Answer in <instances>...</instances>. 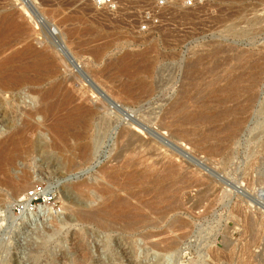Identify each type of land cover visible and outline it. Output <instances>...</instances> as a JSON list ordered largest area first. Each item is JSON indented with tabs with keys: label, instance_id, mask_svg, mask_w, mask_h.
Masks as SVG:
<instances>
[{
	"label": "rangeland",
	"instance_id": "rangeland-1",
	"mask_svg": "<svg viewBox=\"0 0 264 264\" xmlns=\"http://www.w3.org/2000/svg\"><path fill=\"white\" fill-rule=\"evenodd\" d=\"M116 1L115 13L91 0H11L27 29L21 47L49 52L57 72L3 100L11 131L33 127L32 140L44 142L41 150H23L11 168L29 175L27 191L41 182L55 198L41 206L45 211L20 217L13 208L27 191L17 196L0 188V264H264V0H210L199 16L181 6L169 26L149 33L139 32L140 13L155 0ZM257 66L254 101L240 129H225L234 114L203 121L222 111L217 95L229 81L247 84ZM58 82L63 92L46 100ZM50 103L61 116L56 108L41 112ZM78 105L100 110L86 131L91 156L69 162L73 151L57 147L52 130ZM6 136L0 123V138ZM130 141L145 144L138 157L126 151ZM169 164L177 170L165 183L172 188L168 201L148 209L154 188L133 173H160ZM122 168L120 179L110 176ZM191 177L202 186L190 185ZM116 199L130 212L141 209L143 223L87 219Z\"/></svg>",
	"mask_w": 264,
	"mask_h": 264
},
{
	"label": "bare ground",
	"instance_id": "bare-ground-1",
	"mask_svg": "<svg viewBox=\"0 0 264 264\" xmlns=\"http://www.w3.org/2000/svg\"><path fill=\"white\" fill-rule=\"evenodd\" d=\"M21 17H22L21 14H19L16 11L13 10V8L11 6V0H0V123L5 125L6 132L8 133V136L3 137L2 139L0 138V188L3 191L10 192L13 195L16 194L17 196L18 195H23V193L27 191V188L30 187V186L27 187V185L29 184V181H30V177H29L28 174H23V175L17 176L16 175V171H14V169L11 168V165L13 164V162H15L14 161L15 158L18 157V155L21 154L23 152V150L25 152H31L32 150H41L42 147H43L42 144L44 142L40 138H38L37 140L34 139V141L32 140L31 136L35 132L33 127L28 126L24 131H19V132H12L11 131L12 127L10 126V122L7 121V119H6V117H5L4 113H3V100L5 98H7V96L10 95L11 92L16 91V90H20L21 88H23V86L25 84H27V83H31V84L44 83L46 81H49V80L53 79L54 76H56V73H57L56 69L54 67V59L51 57L49 52H47V51H36L31 46L21 47L22 43L25 41V36H27L26 35L27 34V29L25 28V25L23 24V22L20 21ZM30 40H32V39H30ZM33 43H34V41H33ZM49 47H53V46L50 45ZM49 50H52V48H50ZM52 51L54 52L55 50H52ZM52 51H51V54H52ZM57 53L58 52H56V55H57ZM58 55H59V53H58ZM97 55H98V52H97ZM57 58H58V56H57ZM121 63H122V61H121ZM127 64H123V65H127ZM118 66H119V64H118ZM127 68H126V70H127ZM250 68L252 69V67H250ZM128 69H131V67L128 68ZM147 69H148V67H147ZM149 69H151V68H149ZM126 70H125V72H127ZM144 70H143V72H144ZM259 71H260V68L257 66L254 70H252V72H249V81H247V84H245V82H243V80H240V79H236V80H234L232 82L229 81V85H227L228 87H225V89H222L223 91H221V93H219V95L221 94V96L219 97L217 95L218 99L222 98V99H220V100H222V101H220V104H224L223 109L221 108L222 111L217 113V117L216 116L214 117V115H211V114L209 116H207V117H202L201 116L202 118H204L203 121L208 123V122H212L213 120H216V118H219V117L225 118V116H227L229 114H234L235 115V119L231 123H229L226 128L224 126V128L225 129L228 128L230 131H231V129H234V130H232L234 132H232L231 134H234L235 132H237L240 129V126L244 123L243 122V120H244L243 117H244L245 113H247L248 109L250 108V106L252 104V101H254L253 90H254L255 85H256V83L258 81V77H259V74H260ZM121 73H122V70H121ZM128 73H129V71H128ZM140 73H142V72H140ZM123 74H124V71H123ZM131 74H135V73L133 72ZM243 74L245 75V73H243ZM129 76H130V73H129ZM131 77H132V75H131ZM241 77L242 76H240V78ZM142 84L143 83H141V85ZM62 85L63 84L61 82H58V83L54 84L47 92H45V96H44L45 99L46 100L47 99L50 100L53 97L57 96L59 91H60V87ZM127 85L129 86V84H127ZM146 85H148V83ZM142 87H143V85H142ZM139 88H141V86ZM139 88L137 87L136 89H139ZM133 91L135 92V89ZM151 91H149V92H151ZM228 91H229V93L227 94V96L223 97V93H226ZM60 92H63V90L60 91ZM68 92H70V91H68ZM68 92H67L66 95L69 96ZM130 92H131V90H130ZM149 92L147 91V93H149ZM136 94L137 95H142L140 97H144V94H142V93L141 94L136 93ZM244 95H246L245 99L242 101V103L240 101V103L237 106L230 107V106L226 105L227 103H229V102H231L233 100H236L238 98V96H239V98H241ZM70 96H71V93H70ZM130 97H132V95ZM134 97H136V96L134 95ZM140 97L137 96L135 99H138V101H139ZM146 97H147V95H146ZM60 98H61V96L58 99H60ZM62 98H63V96H62ZM67 100L70 101L69 98H67ZM102 101H104V100H102ZM117 101H118V99H117ZM54 103H56V102H54ZM54 103H50L48 105H44L42 110H41V112H44V113L54 112L55 113V108H56V111H57L58 107H56V105L58 106V104H54ZM106 103L107 102H103V104H102L103 108H107L108 107V105ZM61 104H62V102H61ZM65 105L67 106L66 102H65ZM68 108H69V106L67 107V109ZM62 110H65V108L62 109ZM99 110H100L99 107L98 108L96 107V109H94V108L86 107L84 105H81V106L78 105L77 107H74L73 110L70 108V110H69L70 112H67L65 110L67 112L66 114H68V117L67 118L65 117L66 119L61 117L63 120H61V118L59 117V116H61V115H59V113L61 111L59 113L57 111V113H58L57 115H59L58 117L60 118V119L59 118L58 119L61 120V121H57V123H55V125H54V129L52 130L54 138H55L54 140H55L56 146L59 147L61 150H64L65 152L66 151L67 152L68 151L69 152L73 151V153H72L73 155L69 157L70 158L69 162H74L75 160H80V159L87 160L91 156L92 147H91L90 142H87V138L88 137L86 136V131H88L92 127V125L94 123L93 122L94 117L96 115H98ZM65 111H62V112H65ZM202 114H204V112H202ZM238 115L240 117H238ZM62 116H63V114H62ZM64 116H65V113H64ZM201 117H200V119H202ZM96 118H97V116H96ZM186 118H187V121L189 119H193L194 120V118H192V117L191 118L190 117H186ZM226 119H227V117H226ZM219 125H220V123H219ZM227 131H225V132H227ZM131 136L133 138L134 135L132 134ZM208 137H210V135ZM132 138H130V140H133ZM73 141H75V144H73V146H72L70 144V142H73ZM160 144H161V142H160ZM144 145L145 144H143L142 142L137 145L134 141L133 142L130 141L126 145L127 146L126 149H128L126 151L129 152L131 156L137 154L136 156L138 157V155L142 154L141 152H138V151H139V149L143 148ZM212 149H213V151H211V152L213 153L215 151V149L211 148V150ZM151 154H152V152H151ZM82 160H81V162H82ZM128 164H130V163H128ZM152 165H154V164H152ZM12 166H14V165H12ZM164 167L165 168L163 169L164 170L163 172L165 174H160V173H163V172H160V173H153V172L152 173H147L146 170L141 171V172L139 171V173H137L135 171L133 173V174L136 175V179L137 180H138V178L139 179H143V178L145 179L147 177L149 179V183L148 184L149 185L151 184L150 186H152L154 188V189H152L153 190L152 193H154V196L151 199L152 202H150L152 204H150L151 207L149 206L148 209H150L152 207L155 208V207H158V206H162L168 201V195L170 194L169 193V191H170L169 189H172V188H169L168 185H165V183L170 179V176L174 175L175 170H177V169H176V167H174L173 165H170V164H169V166H164ZM123 170H125V168L120 169L118 171L119 173L118 172L111 173L112 175H110V176L113 179H117L118 180V178L120 179V177L123 176V173L121 172ZM133 174H131V175H133ZM128 176H130V175H127L126 178ZM189 181H191L190 185L192 184L193 187L202 186L201 182L198 179H195L194 177H191L189 179ZM176 184L178 186V183H175V185ZM171 186H172V184H171ZM179 187H180V185H179ZM77 189L80 190V191L83 190V188L79 187V186H78ZM204 193H206V192H204ZM204 193H203V196H204ZM201 198H200V200H203V198L202 199ZM148 204H149V202L147 203V205ZM178 204L179 203H176L175 205L178 206ZM147 205L146 204H142V207H141L142 210L145 209L147 207ZM175 205L174 206H168L167 208L174 209ZM140 212H141V209H139L136 213H134L132 211L130 212L128 210V204H127L126 201L121 200V199H116L115 202L112 205H110L107 209H104V211H102V213H100V215H90V216H88L87 219L90 220V221H96L98 218L110 217L115 222H117L118 224H119V222H126V224L128 226H130V227H134V226L137 227L141 223H143L142 220L141 221L137 220L140 217ZM143 217H145V216L143 215ZM112 224H113V222H112ZM114 224H116V223H114Z\"/></svg>",
	"mask_w": 264,
	"mask_h": 264
},
{
	"label": "built area",
	"instance_id": "built-area-1",
	"mask_svg": "<svg viewBox=\"0 0 264 264\" xmlns=\"http://www.w3.org/2000/svg\"><path fill=\"white\" fill-rule=\"evenodd\" d=\"M92 5L99 11L117 12L120 4L116 0H91ZM210 0H155L146 6L140 13V33H149L170 25L173 11L181 6L184 9L193 10L196 15L201 14V9L206 8ZM55 198V190L41 182L35 183L24 196L16 203L14 213L18 216H26L45 211L43 207L50 205Z\"/></svg>",
	"mask_w": 264,
	"mask_h": 264
}]
</instances>
